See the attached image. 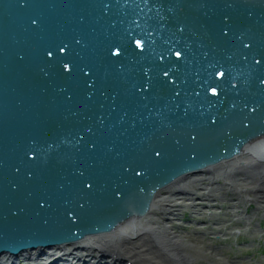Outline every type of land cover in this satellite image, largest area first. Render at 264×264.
<instances>
[{"label": "water", "instance_id": "water-1", "mask_svg": "<svg viewBox=\"0 0 264 264\" xmlns=\"http://www.w3.org/2000/svg\"><path fill=\"white\" fill-rule=\"evenodd\" d=\"M260 136L264 0H0V257L141 217Z\"/></svg>", "mask_w": 264, "mask_h": 264}, {"label": "bare ground", "instance_id": "bare-ground-1", "mask_svg": "<svg viewBox=\"0 0 264 264\" xmlns=\"http://www.w3.org/2000/svg\"><path fill=\"white\" fill-rule=\"evenodd\" d=\"M250 142L242 153L158 190L150 210L141 217L124 219L113 230L99 233L102 235L90 234L79 241L19 255L4 254L0 264H223L213 259L222 246L212 247L214 251L209 253L193 251L195 244L184 235V223L179 221L207 224L210 235L225 236L230 232H223L221 223H230L233 219L225 216L231 215L242 217L246 226L256 225L254 231L264 232L260 223L264 218V138ZM185 209H192V219L185 218Z\"/></svg>", "mask_w": 264, "mask_h": 264}, {"label": "rangeland", "instance_id": "rangeland-1", "mask_svg": "<svg viewBox=\"0 0 264 264\" xmlns=\"http://www.w3.org/2000/svg\"><path fill=\"white\" fill-rule=\"evenodd\" d=\"M227 203H224L223 206H227ZM253 208V205L250 207L249 211H251ZM184 211L185 218L192 219L191 216V210L185 209ZM224 212L225 210H222ZM197 218V217H196ZM226 219H233L230 223L223 224L221 223V228H223V232H230V234L226 235L224 237L218 238L215 234L211 237L209 235H206L205 229H209L210 226L200 225L193 221H190L186 223L184 220L179 221V224H183V232L184 235L190 237L191 242L195 244L194 247H192L193 251H199V253L207 252L209 253V250L212 252L214 251L211 247L214 248L217 246H222L221 249H217L215 252L214 260L217 259L218 261H221L223 264H264V235L260 231H254V226L256 229L258 227L256 225H247L243 222L242 217H233L231 215H226ZM204 219H207L206 216H204ZM260 221L261 226L264 227V218ZM194 225H198V229L200 233L190 234V230L194 227ZM226 228V229H225ZM182 232V233H183ZM208 238H211L209 240ZM202 244H206L207 247L210 246V249L206 250L202 247ZM239 245V248L236 247V245ZM109 258L110 254H109ZM108 258V259H109ZM242 258V259H241ZM67 260H72L68 259ZM234 261V262H231ZM240 261V262H239Z\"/></svg>", "mask_w": 264, "mask_h": 264}, {"label": "snow or ice", "instance_id": "snow-or-ice-1", "mask_svg": "<svg viewBox=\"0 0 264 264\" xmlns=\"http://www.w3.org/2000/svg\"><path fill=\"white\" fill-rule=\"evenodd\" d=\"M135 48H136V49H143V48H144V43H143L141 40H136V41H135ZM60 51H61L62 53L65 52V48L62 47V48L60 49ZM48 55L51 56L52 53L50 52V53H48ZM112 55L118 57V56L121 55V52H120L119 49H117V50H115V51L112 52ZM174 55H175V57H177V58H181V52H180V51H176V52L174 53ZM64 68H65L66 71L69 70V65H68V64H65V65H64ZM164 76H168V72H164ZM224 76H225V72H224V71H217V73H216V77H217L218 79L223 78ZM211 94H212L213 96H217V95H218V92H217V88H216V87H212V88H211Z\"/></svg>", "mask_w": 264, "mask_h": 264}, {"label": "flooded vegetation", "instance_id": "flooded-vegetation-1", "mask_svg": "<svg viewBox=\"0 0 264 264\" xmlns=\"http://www.w3.org/2000/svg\"><path fill=\"white\" fill-rule=\"evenodd\" d=\"M261 220H263V219H261ZM262 228H264L263 226H262ZM261 232V231H260ZM190 233V232H189ZM263 235H264V232H261Z\"/></svg>", "mask_w": 264, "mask_h": 264}]
</instances>
